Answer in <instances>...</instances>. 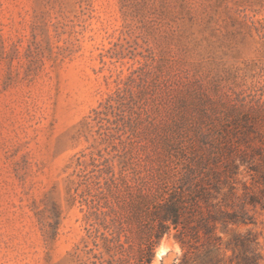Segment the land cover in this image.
Masks as SVG:
<instances>
[{
	"label": "rangeland",
	"instance_id": "obj_1",
	"mask_svg": "<svg viewBox=\"0 0 264 264\" xmlns=\"http://www.w3.org/2000/svg\"><path fill=\"white\" fill-rule=\"evenodd\" d=\"M248 139L264 155V0H0V264H128L154 200ZM241 169L261 202L226 257L248 231L264 254Z\"/></svg>",
	"mask_w": 264,
	"mask_h": 264
},
{
	"label": "trees",
	"instance_id": "obj_2",
	"mask_svg": "<svg viewBox=\"0 0 264 264\" xmlns=\"http://www.w3.org/2000/svg\"><path fill=\"white\" fill-rule=\"evenodd\" d=\"M249 140L230 144L226 162L220 163L218 155L215 161L198 160L187 166L181 177L154 200L148 219L139 220L145 238L138 255L126 253L125 262L150 264L154 247L174 229L186 249L181 264H261L264 254L252 232L237 234L227 243L226 247L233 251L229 257L223 252L225 243L218 232L219 228L248 222L252 218L246 204L261 202L245 182L244 197L239 203L235 200L236 180L243 166L255 183L264 184V172L260 170L264 155L255 144L246 146Z\"/></svg>",
	"mask_w": 264,
	"mask_h": 264
},
{
	"label": "clouds",
	"instance_id": "obj_3",
	"mask_svg": "<svg viewBox=\"0 0 264 264\" xmlns=\"http://www.w3.org/2000/svg\"><path fill=\"white\" fill-rule=\"evenodd\" d=\"M155 256L152 259V264H160V258L165 256L166 253L171 252L168 264H171L173 257H182L184 255L183 247L175 240L170 239L164 235L159 240V243L154 247Z\"/></svg>",
	"mask_w": 264,
	"mask_h": 264
}]
</instances>
